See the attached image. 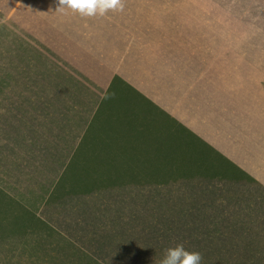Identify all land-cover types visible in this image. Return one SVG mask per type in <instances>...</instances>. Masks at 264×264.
Wrapping results in <instances>:
<instances>
[{
    "label": "rangeland",
    "instance_id": "rangeland-1",
    "mask_svg": "<svg viewBox=\"0 0 264 264\" xmlns=\"http://www.w3.org/2000/svg\"><path fill=\"white\" fill-rule=\"evenodd\" d=\"M28 3L32 15L4 17L0 35V236L37 230L50 264H160L178 243L202 264H264V74L235 75V28L218 26L217 8L125 0L82 17L56 11L58 0ZM161 71L171 85L187 77V95L209 105L203 137L185 120L157 144L147 96ZM122 177L129 187L89 181Z\"/></svg>",
    "mask_w": 264,
    "mask_h": 264
},
{
    "label": "crops",
    "instance_id": "crops-1",
    "mask_svg": "<svg viewBox=\"0 0 264 264\" xmlns=\"http://www.w3.org/2000/svg\"><path fill=\"white\" fill-rule=\"evenodd\" d=\"M28 2L29 0H0V35H2L1 32L3 31L2 25L4 20L2 19L4 17H8L6 19L7 21L10 20L15 23H17L18 19L20 18L22 23V21L28 16V10L29 16L32 15L34 6L32 3L30 4ZM153 4L154 10L156 11H173L181 8V5L195 6V4L207 9L208 11H210V8H217L218 17L220 20L218 26H233L235 28V31L233 32V58L235 60V75H254L258 73L264 74V0H153ZM222 20L224 21L222 22ZM186 38H188L186 41L192 44L191 47L188 45L189 48H187L193 51V37L187 36ZM15 42H17L16 38ZM192 54L193 55L187 56L185 58H194V53ZM176 57L178 59L183 58L180 60L181 67L179 69H182L183 66L184 70L182 72L186 73L185 70L189 68L184 62V55L178 54ZM168 58L166 57L164 59ZM242 66L245 68H250L249 71H242ZM160 73L161 76L159 78L155 77L154 79L155 83L153 84L154 90L152 98L147 96L153 101L152 103L156 108V122L152 124L153 126L149 129H153L157 144L158 139L161 140L163 136V130L164 132L169 130L170 134L172 133V130L174 129V123L177 124V130L183 128L186 129L187 127L184 123L185 120H189L188 124L192 125V129L193 124H195L196 130L194 132L202 135L201 137H203L204 129H208L210 124V116H207L206 122H204L202 114L205 110L209 112L211 111L209 105L206 103V101L205 103L202 102V104L205 106L199 105L192 97L193 94L187 95V77H180L178 80H176L175 84L171 85V82H169L171 81L169 77L172 78L173 74H171L169 71L164 72V74L162 71ZM2 75V59L0 54V91L4 89L2 86ZM6 75L8 76V73H6ZM12 75V72L9 71L10 82L12 81ZM15 82L16 76H14V83ZM129 83L135 86L137 90L143 92V94L147 90L143 83L139 81ZM234 90H241L239 82L238 84H235ZM221 91L225 92V88ZM219 96L220 94H218V97ZM147 101L151 103L150 100ZM234 103V122L236 124L237 122H241V110H238L237 108L238 104L240 103V96H234ZM176 108L179 110V114L175 119L172 115ZM159 114L161 115V118L164 116V119H159ZM184 143L188 145L187 141ZM111 150L114 151L112 152L114 154L120 153L118 148ZM114 163L116 166L120 167L118 171L119 173L123 174V172H128V163L125 162L123 158L115 159ZM183 169L188 168L183 167ZM89 181L90 184L93 183L95 186H106L110 188L113 186L126 188L130 185L129 178L123 177L119 178V180L107 178ZM90 184L88 185L90 186ZM135 184L138 186L140 183ZM97 193L98 191L96 189L93 190L94 195ZM90 200V203H97L96 200ZM94 215H97L96 211H94L92 214V216ZM24 232H27L28 236L29 234L33 235L32 237L35 238V241H29L28 237H24ZM36 234L40 235V232H37V230H5L0 236V264H50L49 248L48 246L44 247V243L41 244L43 242L41 237L40 242H36V238L39 237H36Z\"/></svg>",
    "mask_w": 264,
    "mask_h": 264
},
{
    "label": "clouds",
    "instance_id": "clouds-1",
    "mask_svg": "<svg viewBox=\"0 0 264 264\" xmlns=\"http://www.w3.org/2000/svg\"><path fill=\"white\" fill-rule=\"evenodd\" d=\"M125 0H58L56 11L70 9L82 17L104 16L109 11H123ZM201 252L186 248L184 243L169 247L160 260V264H202Z\"/></svg>",
    "mask_w": 264,
    "mask_h": 264
}]
</instances>
